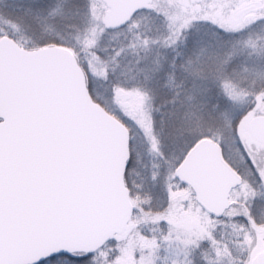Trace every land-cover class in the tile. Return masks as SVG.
<instances>
[{
	"label": "snow or ice",
	"instance_id": "1",
	"mask_svg": "<svg viewBox=\"0 0 264 264\" xmlns=\"http://www.w3.org/2000/svg\"><path fill=\"white\" fill-rule=\"evenodd\" d=\"M0 264H264V0H0Z\"/></svg>",
	"mask_w": 264,
	"mask_h": 264
}]
</instances>
